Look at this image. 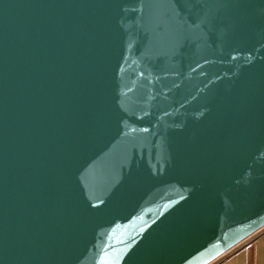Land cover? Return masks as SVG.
Here are the masks:
<instances>
[{
	"label": "water",
	"instance_id": "1",
	"mask_svg": "<svg viewBox=\"0 0 264 264\" xmlns=\"http://www.w3.org/2000/svg\"><path fill=\"white\" fill-rule=\"evenodd\" d=\"M264 228V0H0V264H209Z\"/></svg>",
	"mask_w": 264,
	"mask_h": 264
},
{
	"label": "crops",
	"instance_id": "2",
	"mask_svg": "<svg viewBox=\"0 0 264 264\" xmlns=\"http://www.w3.org/2000/svg\"><path fill=\"white\" fill-rule=\"evenodd\" d=\"M209 264H264V228Z\"/></svg>",
	"mask_w": 264,
	"mask_h": 264
}]
</instances>
